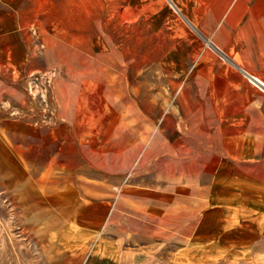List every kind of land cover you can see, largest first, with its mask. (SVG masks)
<instances>
[{
  "label": "rangeland",
  "instance_id": "1",
  "mask_svg": "<svg viewBox=\"0 0 264 264\" xmlns=\"http://www.w3.org/2000/svg\"><path fill=\"white\" fill-rule=\"evenodd\" d=\"M172 1L0 0V264H264V0Z\"/></svg>",
  "mask_w": 264,
  "mask_h": 264
},
{
  "label": "crops",
  "instance_id": "2",
  "mask_svg": "<svg viewBox=\"0 0 264 264\" xmlns=\"http://www.w3.org/2000/svg\"><path fill=\"white\" fill-rule=\"evenodd\" d=\"M170 2V4L172 5L173 9L175 11H177L179 14H181L183 16V18L191 25L192 23L184 16V14L181 12L180 7L174 3L172 0H168ZM208 42L210 43V41L208 40ZM214 47V46H213ZM216 48V47H215ZM221 54H223L219 49H217ZM223 56H227L224 55ZM228 57V56H227ZM113 68V67H112ZM243 70V69H242ZM245 73H247L248 75H253L257 78H259L260 80L264 81V79H262L261 77L255 75V74H251L245 70H243ZM113 74L112 72H110V77L111 79H113ZM111 83V80L109 81ZM83 83V82H82ZM85 84L83 83V88L86 89V86H84ZM5 88H7L8 93L10 94V96L16 101L18 102L20 105L23 103V99H25V96L17 91L14 87L10 86L8 87L7 85H5ZM251 94L252 97L255 98L257 101L253 100L252 102L255 103H259V102H264V95L261 94L260 91L258 90H254L251 89ZM82 98V97H81ZM79 107V106H78ZM139 230H133V236L135 235V237H147V235L138 232ZM124 238L129 237V234L131 235L129 230H125L124 231ZM142 234V235H141ZM123 237V235H119V238ZM112 244H118V246H121L120 242L116 243V242H112ZM109 253V254H108ZM107 254L110 256L108 257L109 259H102L101 260V264H166L164 261L162 262L161 258H158L157 256L155 258H153V254H157L158 252L156 251H151L150 247H142V246H138V247H132V248H120V251L116 253L110 251Z\"/></svg>",
  "mask_w": 264,
  "mask_h": 264
},
{
  "label": "bare ground",
  "instance_id": "3",
  "mask_svg": "<svg viewBox=\"0 0 264 264\" xmlns=\"http://www.w3.org/2000/svg\"><path fill=\"white\" fill-rule=\"evenodd\" d=\"M249 80L256 84L260 89L264 90V81L260 80L259 78L253 76V75H248Z\"/></svg>",
  "mask_w": 264,
  "mask_h": 264
}]
</instances>
